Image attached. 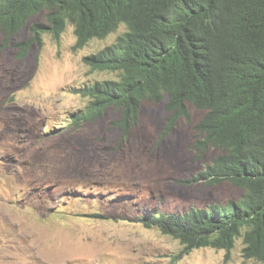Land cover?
Instances as JSON below:
<instances>
[{"label":"rangeland","instance_id":"374dc122","mask_svg":"<svg viewBox=\"0 0 264 264\" xmlns=\"http://www.w3.org/2000/svg\"><path fill=\"white\" fill-rule=\"evenodd\" d=\"M125 30L74 52L69 25L60 41L45 34L26 56L19 45L29 42L28 27L10 41L0 31V264H224V250L186 254L178 240L138 219L241 198L227 181L200 180L221 154L197 147L204 111L189 105V116L170 128L167 97L145 101L127 139L114 125L121 117L114 107L79 129L70 124L90 104L72 88L117 79L84 58ZM242 249L238 239L227 264H261L245 260Z\"/></svg>","mask_w":264,"mask_h":264},{"label":"trees","instance_id":"16d2710c","mask_svg":"<svg viewBox=\"0 0 264 264\" xmlns=\"http://www.w3.org/2000/svg\"><path fill=\"white\" fill-rule=\"evenodd\" d=\"M45 20L30 23L33 17ZM74 27V52L104 40L124 25L116 42L84 58L93 70L117 79L72 88L89 106L70 117L77 129L121 111L118 127L128 138L145 101L167 97L168 127L189 116V105L205 112L197 130L221 154L200 180L229 182L239 200L184 213L147 211L138 219L194 249L224 250L230 260L242 239L245 260L264 264V0H0V31L7 41L28 27L19 45L26 56L43 35L60 41Z\"/></svg>","mask_w":264,"mask_h":264},{"label":"clouds","instance_id":"9594fccd","mask_svg":"<svg viewBox=\"0 0 264 264\" xmlns=\"http://www.w3.org/2000/svg\"><path fill=\"white\" fill-rule=\"evenodd\" d=\"M123 26H124V25H123ZM120 27H121V26H120ZM125 29H126V28H125ZM118 30H119V29H118ZM118 30H117V31H118ZM126 31H127V30H125V32H126ZM125 32H124V33H125ZM64 33H65V32H64ZM115 33H116V32H115ZM124 33H122V34H124ZM74 34H75V33H74ZM113 34H114V33H113ZM122 34H121V35H122ZM111 35H112V34H111ZM121 35H119V36H121ZM62 36H63V35H62ZM119 36H118V37H119ZM118 37H117V38H118ZM104 40H105V39H104ZM91 42H92V41H91ZM115 42H116V41H115ZM113 44H114V43H113ZM111 45H112V44H111ZM86 47H87V46H86ZM104 48H105V47H104ZM82 50H83V49H82ZM101 50H102V49H101ZM79 51H80V50H79ZM99 51H100V50H99ZM93 54H94V53H93Z\"/></svg>","mask_w":264,"mask_h":264}]
</instances>
